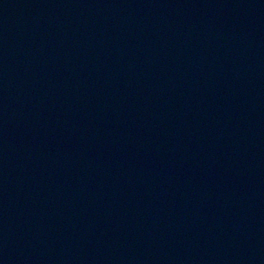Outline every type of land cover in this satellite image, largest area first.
<instances>
[{
  "label": "water",
  "instance_id": "obj_1",
  "mask_svg": "<svg viewBox=\"0 0 264 264\" xmlns=\"http://www.w3.org/2000/svg\"><path fill=\"white\" fill-rule=\"evenodd\" d=\"M0 264H264V0H0Z\"/></svg>",
  "mask_w": 264,
  "mask_h": 264
}]
</instances>
